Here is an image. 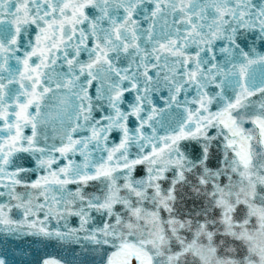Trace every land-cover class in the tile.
Here are the masks:
<instances>
[{
    "label": "snow or ice",
    "instance_id": "1",
    "mask_svg": "<svg viewBox=\"0 0 264 264\" xmlns=\"http://www.w3.org/2000/svg\"><path fill=\"white\" fill-rule=\"evenodd\" d=\"M0 264H264V0H0Z\"/></svg>",
    "mask_w": 264,
    "mask_h": 264
}]
</instances>
